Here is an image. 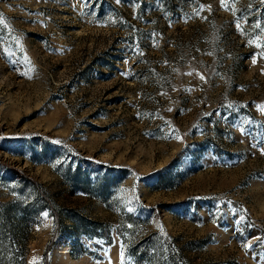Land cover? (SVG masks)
Here are the masks:
<instances>
[{"label": "rangeland", "instance_id": "374dc122", "mask_svg": "<svg viewBox=\"0 0 264 264\" xmlns=\"http://www.w3.org/2000/svg\"><path fill=\"white\" fill-rule=\"evenodd\" d=\"M34 261L264 264V0H0V264Z\"/></svg>", "mask_w": 264, "mask_h": 264}, {"label": "trees", "instance_id": "16d2710c", "mask_svg": "<svg viewBox=\"0 0 264 264\" xmlns=\"http://www.w3.org/2000/svg\"><path fill=\"white\" fill-rule=\"evenodd\" d=\"M53 240L52 241H50V243H49V245L47 246V248H46V251H45V254H44V258L46 259V257H47V252L49 251V249L51 248V246H52V244H53Z\"/></svg>", "mask_w": 264, "mask_h": 264}, {"label": "snow or ice", "instance_id": "6c2138e0", "mask_svg": "<svg viewBox=\"0 0 264 264\" xmlns=\"http://www.w3.org/2000/svg\"><path fill=\"white\" fill-rule=\"evenodd\" d=\"M33 264H35V261L33 262Z\"/></svg>", "mask_w": 264, "mask_h": 264}]
</instances>
